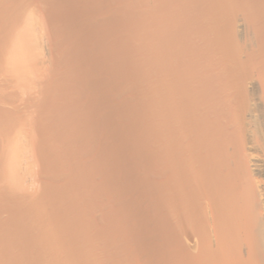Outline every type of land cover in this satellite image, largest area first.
Here are the masks:
<instances>
[{
  "label": "bare ground",
  "instance_id": "obj_1",
  "mask_svg": "<svg viewBox=\"0 0 264 264\" xmlns=\"http://www.w3.org/2000/svg\"><path fill=\"white\" fill-rule=\"evenodd\" d=\"M0 264H264V0H0Z\"/></svg>",
  "mask_w": 264,
  "mask_h": 264
}]
</instances>
